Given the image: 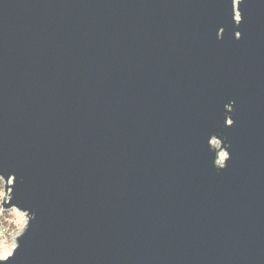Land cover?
Returning <instances> with one entry per match:
<instances>
[{"label":"water","instance_id":"water-1","mask_svg":"<svg viewBox=\"0 0 264 264\" xmlns=\"http://www.w3.org/2000/svg\"><path fill=\"white\" fill-rule=\"evenodd\" d=\"M0 175V264H264V0H0Z\"/></svg>","mask_w":264,"mask_h":264},{"label":"rangeland","instance_id":"rangeland-1","mask_svg":"<svg viewBox=\"0 0 264 264\" xmlns=\"http://www.w3.org/2000/svg\"><path fill=\"white\" fill-rule=\"evenodd\" d=\"M212 145L219 148L220 142L212 140ZM226 157L224 150H220L217 155L216 163L221 165ZM9 190L4 191V186H0V202L6 203L9 198ZM26 215L15 208H2L0 203V251L3 253H11L15 247V238L21 233L26 224Z\"/></svg>","mask_w":264,"mask_h":264},{"label":"snow or ice","instance_id":"snow-or-ice-1","mask_svg":"<svg viewBox=\"0 0 264 264\" xmlns=\"http://www.w3.org/2000/svg\"><path fill=\"white\" fill-rule=\"evenodd\" d=\"M233 3H234V0H231V8L233 6ZM242 3H243V0H235L236 7H238ZM239 19H240V21L242 19V16H241V13L240 12H239ZM4 179H5L4 176L3 175H0V186H4V182H3ZM8 184H13V181L11 179H9L8 180ZM2 202H4V200ZM2 202H0V203H2ZM13 254H14V252L5 254L2 251H0V262L8 261L10 257H13Z\"/></svg>","mask_w":264,"mask_h":264}]
</instances>
